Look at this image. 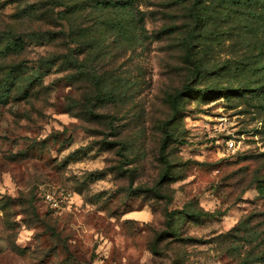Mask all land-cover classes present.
I'll return each mask as SVG.
<instances>
[{"label": "rangeland", "instance_id": "374dc122", "mask_svg": "<svg viewBox=\"0 0 264 264\" xmlns=\"http://www.w3.org/2000/svg\"><path fill=\"white\" fill-rule=\"evenodd\" d=\"M97 1L0 0V264H264V8Z\"/></svg>", "mask_w": 264, "mask_h": 264}, {"label": "trees", "instance_id": "16d2710c", "mask_svg": "<svg viewBox=\"0 0 264 264\" xmlns=\"http://www.w3.org/2000/svg\"><path fill=\"white\" fill-rule=\"evenodd\" d=\"M231 3L235 2L237 5L242 6L244 8H250V6H255L260 4L262 8H264V0H229ZM97 6H100L101 8H115V7H120V8H125L127 6L131 5V0H119V1H97L96 2ZM7 48H11L10 45H6ZM260 69L264 72V62L261 63L260 65ZM9 82H7L6 84H8ZM171 138V136L169 134H165L164 135V139L162 140V143L160 145L159 148V154H160V159L162 160V162L165 163V165H167V159H166V155H165V148H166V144L167 141ZM167 175V170L164 172V174L162 175L163 177ZM258 190L264 194V185L259 182L258 183ZM176 213H180V214H184L185 212H183L182 210H172V211H168L166 213V227L168 230L172 231L173 228L171 227V219L173 218V215ZM193 215H201V213L196 212L193 213ZM250 230H248L249 232ZM251 232V231H250ZM238 247H233L232 250L234 251V253L238 252ZM236 251V252H235ZM231 252V251H230ZM251 259L250 256L246 259H242V263L241 264H247V260Z\"/></svg>", "mask_w": 264, "mask_h": 264}, {"label": "built area", "instance_id": "2783aa9c", "mask_svg": "<svg viewBox=\"0 0 264 264\" xmlns=\"http://www.w3.org/2000/svg\"><path fill=\"white\" fill-rule=\"evenodd\" d=\"M224 144L226 150H232L235 147V141L230 138L226 139ZM41 197L49 208L55 210L60 207L66 195L61 191L56 192L51 188L45 187L41 190Z\"/></svg>", "mask_w": 264, "mask_h": 264}]
</instances>
